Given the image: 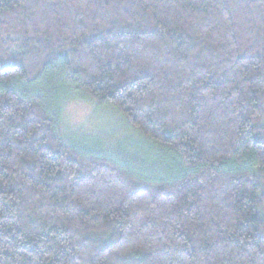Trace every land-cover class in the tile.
<instances>
[{
    "label": "trees",
    "instance_id": "trees-1",
    "mask_svg": "<svg viewBox=\"0 0 264 264\" xmlns=\"http://www.w3.org/2000/svg\"><path fill=\"white\" fill-rule=\"evenodd\" d=\"M81 97L160 171L67 142ZM0 264H264V0H0Z\"/></svg>",
    "mask_w": 264,
    "mask_h": 264
},
{
    "label": "rangeland",
    "instance_id": "rangeland-1",
    "mask_svg": "<svg viewBox=\"0 0 264 264\" xmlns=\"http://www.w3.org/2000/svg\"><path fill=\"white\" fill-rule=\"evenodd\" d=\"M57 131L69 143H93V139L102 145L106 154L135 163L148 171L159 172L158 165L163 163L161 151L158 154L153 148L144 144L141 147L136 143L138 135L128 127L115 108L86 97L60 102ZM75 139H79V142Z\"/></svg>",
    "mask_w": 264,
    "mask_h": 264
}]
</instances>
